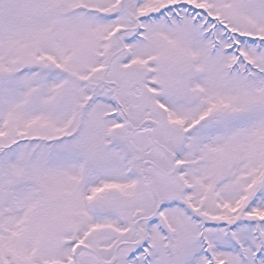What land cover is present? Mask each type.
Masks as SVG:
<instances>
[{
	"label": "snow or ice",
	"instance_id": "1",
	"mask_svg": "<svg viewBox=\"0 0 264 264\" xmlns=\"http://www.w3.org/2000/svg\"><path fill=\"white\" fill-rule=\"evenodd\" d=\"M0 264H264V0H0Z\"/></svg>",
	"mask_w": 264,
	"mask_h": 264
}]
</instances>
